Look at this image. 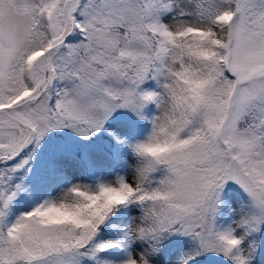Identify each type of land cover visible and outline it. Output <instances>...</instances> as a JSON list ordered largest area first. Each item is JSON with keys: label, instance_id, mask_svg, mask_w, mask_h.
I'll list each match as a JSON object with an SVG mask.
<instances>
[{"label": "snow or ice", "instance_id": "6c2138e0", "mask_svg": "<svg viewBox=\"0 0 264 264\" xmlns=\"http://www.w3.org/2000/svg\"><path fill=\"white\" fill-rule=\"evenodd\" d=\"M0 264H264V0H0Z\"/></svg>", "mask_w": 264, "mask_h": 264}]
</instances>
